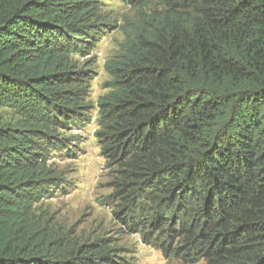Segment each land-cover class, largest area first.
<instances>
[{"label": "trees", "instance_id": "16d2710c", "mask_svg": "<svg viewBox=\"0 0 264 264\" xmlns=\"http://www.w3.org/2000/svg\"><path fill=\"white\" fill-rule=\"evenodd\" d=\"M101 1L0 0V97L32 112L0 128V264H120L68 248L32 211L60 183L46 167L57 127L86 119L70 57L106 33ZM124 1L95 134L114 215L185 264H264V0Z\"/></svg>", "mask_w": 264, "mask_h": 264}, {"label": "rangeland", "instance_id": "374dc122", "mask_svg": "<svg viewBox=\"0 0 264 264\" xmlns=\"http://www.w3.org/2000/svg\"><path fill=\"white\" fill-rule=\"evenodd\" d=\"M101 2V16L108 24L106 33L87 55L70 57L88 75L83 98L88 109L86 119L77 118L68 127H57L54 135L61 141V149L48 154L46 167L59 174L60 183L58 187L46 186L45 197L32 206V211L47 222L46 234L63 237L69 241L68 248L99 245L114 253L120 264H185L144 243L139 233L131 231L114 215L117 202L111 198L110 187L114 169L102 158L95 135L97 100L108 93L106 84L111 79L104 63L121 51L125 42L123 18L131 17L132 12L124 0ZM30 104L23 97H0V128L29 127Z\"/></svg>", "mask_w": 264, "mask_h": 264}]
</instances>
